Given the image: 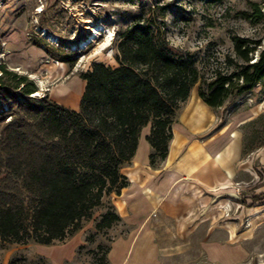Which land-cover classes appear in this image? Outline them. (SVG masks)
<instances>
[{
  "label": "trees",
  "instance_id": "1",
  "mask_svg": "<svg viewBox=\"0 0 264 264\" xmlns=\"http://www.w3.org/2000/svg\"><path fill=\"white\" fill-rule=\"evenodd\" d=\"M261 2H250L242 18H262ZM41 41L34 44L50 58L68 62L62 47ZM231 41L235 69L206 79L195 58L176 54L151 20L135 22L119 34L116 66L93 62L79 74L85 84L77 110L47 93L32 95L36 83L0 63V239L48 245L73 235L104 195L128 185L120 166L134 155L143 126L150 124L146 140L155 166L167 155L176 110L196 83L199 98L213 109L260 83L264 39L232 35ZM253 140L244 142L243 154L264 145V133ZM119 221L110 203L95 231ZM107 251L94 264H106Z\"/></svg>",
  "mask_w": 264,
  "mask_h": 264
},
{
  "label": "rangeland",
  "instance_id": "2",
  "mask_svg": "<svg viewBox=\"0 0 264 264\" xmlns=\"http://www.w3.org/2000/svg\"><path fill=\"white\" fill-rule=\"evenodd\" d=\"M250 2L262 4L261 0H0V63L28 75L38 86V95H32L47 93L54 101L56 90L70 77L74 79L67 86L74 89L78 78L83 89L85 82L79 74L93 62L116 66L120 32L135 22L151 20L164 33L169 47L176 54L192 55L202 77L210 79L215 70L229 73L235 69L230 60H239L232 35L263 42L264 16L244 19L240 14L250 9ZM94 27L97 33L90 38ZM107 34L111 39L99 50ZM37 40L62 47L68 62L50 58L34 44ZM80 41L86 43L81 45ZM197 88L198 83L176 110L175 122L190 98L199 97ZM62 93L59 95L66 98ZM209 110L220 126L227 127L231 149L237 145L235 157L230 153L222 159L223 167L230 170L229 177L212 189L196 190L199 201L194 209L175 222L160 225L156 232L158 262L264 264V145L247 154L238 150L264 133V79L248 92ZM112 194L103 196L102 205L76 235L54 240L45 249L33 240L0 239V264H51L40 253L70 238L82 247H76L71 261L58 264H94L113 237L126 232L123 225L95 231Z\"/></svg>",
  "mask_w": 264,
  "mask_h": 264
},
{
  "label": "crops",
  "instance_id": "3",
  "mask_svg": "<svg viewBox=\"0 0 264 264\" xmlns=\"http://www.w3.org/2000/svg\"><path fill=\"white\" fill-rule=\"evenodd\" d=\"M71 78L74 79L70 77L68 81ZM76 79L74 89L67 86L66 81L56 90L55 102L78 109L84 88ZM62 92L69 93L70 97L63 98L59 95ZM71 95L73 99L68 100ZM209 109L199 97L190 98L180 112L179 121L172 125L166 157L155 166L150 165L151 146L146 140L150 124L141 128L134 155L120 166L128 185L120 194L111 195V203L120 221L110 230L123 225L126 232L113 237L108 245L106 264H162L158 262L156 239L160 225L175 222L194 209L199 201L196 190L212 189L228 179L230 170L223 167L222 159L230 157V153H233L232 158L235 157L237 145H232L234 148L231 149L227 127L220 126L217 116ZM244 119L245 116L241 121ZM238 150L242 151V145ZM193 190L195 193L191 194ZM42 245L45 249L46 245ZM77 245L81 244L70 238L40 254L51 264L68 262L76 255Z\"/></svg>",
  "mask_w": 264,
  "mask_h": 264
},
{
  "label": "bare ground",
  "instance_id": "4",
  "mask_svg": "<svg viewBox=\"0 0 264 264\" xmlns=\"http://www.w3.org/2000/svg\"><path fill=\"white\" fill-rule=\"evenodd\" d=\"M96 33H97V28L94 27L93 30H92V33L90 34L89 37H90V38L93 37ZM110 39H111L110 35L107 34L106 37H105V40H104V41L101 43V45L99 46V50H100V49L102 50L104 47H106L107 44L109 43V40H110ZM80 42H81V41H80ZM85 43H86V41H82V42H81V45H84ZM99 50H98V51H99ZM33 94H34V95H38V91L34 92ZM62 94H63L64 97H65V96L70 97V96H69L70 94L67 93V92H66V93H62Z\"/></svg>",
  "mask_w": 264,
  "mask_h": 264
}]
</instances>
